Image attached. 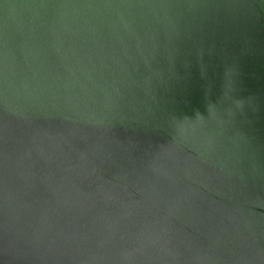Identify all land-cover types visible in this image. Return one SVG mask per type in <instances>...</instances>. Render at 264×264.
Returning a JSON list of instances; mask_svg holds the SVG:
<instances>
[{"label": "water", "instance_id": "water-1", "mask_svg": "<svg viewBox=\"0 0 264 264\" xmlns=\"http://www.w3.org/2000/svg\"><path fill=\"white\" fill-rule=\"evenodd\" d=\"M0 264H264V0H0Z\"/></svg>", "mask_w": 264, "mask_h": 264}]
</instances>
